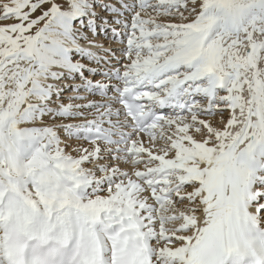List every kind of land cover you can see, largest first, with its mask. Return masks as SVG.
Segmentation results:
<instances>
[{
    "label": "snow or ice",
    "instance_id": "obj_1",
    "mask_svg": "<svg viewBox=\"0 0 264 264\" xmlns=\"http://www.w3.org/2000/svg\"><path fill=\"white\" fill-rule=\"evenodd\" d=\"M0 264H264V0H0Z\"/></svg>",
    "mask_w": 264,
    "mask_h": 264
},
{
    "label": "bare ground",
    "instance_id": "obj_2",
    "mask_svg": "<svg viewBox=\"0 0 264 264\" xmlns=\"http://www.w3.org/2000/svg\"><path fill=\"white\" fill-rule=\"evenodd\" d=\"M111 2V0H110ZM101 35H98L97 36V40L101 41L104 43L105 46H111L112 48H116L118 49L117 47H123V45H121L118 41H113L111 39V33H107V34H104V33H100ZM107 44H110V45H107ZM118 56H121V52L117 51Z\"/></svg>",
    "mask_w": 264,
    "mask_h": 264
},
{
    "label": "rangeland",
    "instance_id": "obj_3",
    "mask_svg": "<svg viewBox=\"0 0 264 264\" xmlns=\"http://www.w3.org/2000/svg\"><path fill=\"white\" fill-rule=\"evenodd\" d=\"M99 35H101V34H99ZM107 45H110V44H107ZM117 48H122V47H117ZM118 54H119V53H116L117 56H118ZM121 54H122V53H121ZM121 56H122V55H121Z\"/></svg>",
    "mask_w": 264,
    "mask_h": 264
}]
</instances>
